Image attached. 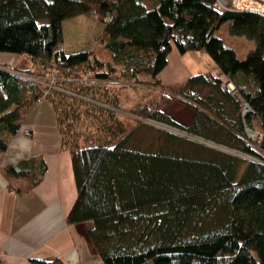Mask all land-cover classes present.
<instances>
[{"label":"trees","instance_id":"trees-1","mask_svg":"<svg viewBox=\"0 0 264 264\" xmlns=\"http://www.w3.org/2000/svg\"><path fill=\"white\" fill-rule=\"evenodd\" d=\"M216 3L0 0V52L20 56L15 65L0 66V154L54 79L45 98L77 187L66 220L88 224L105 264H264V14L220 11ZM88 11L105 24L104 50L66 54L63 21ZM225 23L231 36L255 42L246 58L217 34ZM173 46L209 54L221 74H195L161 89ZM223 75L235 93L222 87ZM138 84L149 89L127 110L130 116L168 123L251 159L163 131L149 145L145 122L128 124L120 113L123 92ZM199 87L214 92L197 96ZM176 97L195 111L188 126L164 114ZM255 125L260 139L248 135ZM46 170L43 156L3 168L20 194Z\"/></svg>","mask_w":264,"mask_h":264},{"label":"crops","instance_id":"crops-1","mask_svg":"<svg viewBox=\"0 0 264 264\" xmlns=\"http://www.w3.org/2000/svg\"><path fill=\"white\" fill-rule=\"evenodd\" d=\"M4 53V52H3ZM0 54L15 65L19 54ZM43 156L47 170L30 191L20 194L3 172L8 164ZM77 196L71 155L61 150V135L52 105L43 100L24 117L8 149L0 154V260L39 264L60 258L63 264H105L88 234L86 222L68 223Z\"/></svg>","mask_w":264,"mask_h":264},{"label":"rangeland","instance_id":"rangeland-1","mask_svg":"<svg viewBox=\"0 0 264 264\" xmlns=\"http://www.w3.org/2000/svg\"><path fill=\"white\" fill-rule=\"evenodd\" d=\"M105 24L99 19L98 15L93 11L83 12L71 17L66 18L63 21V42L60 44V48L64 50L66 54H71L79 51H94L95 54L100 56L102 50H104L99 42V37L103 33ZM217 34L225 38L226 44L234 47L238 56L241 59L246 58L248 52L255 47V42L249 40L243 36H231L228 32V23H225L218 30ZM3 52H0L2 54ZM7 54V53H3ZM0 55V61L6 62L10 59H5ZM212 72L215 75H220L221 71L217 64L213 61L211 56L201 51H189L186 53H180L175 46L169 56V62L167 66L161 71L159 79L162 81L160 86L163 89L164 84L169 86L174 83L184 81L188 77L200 74ZM148 85L138 84L129 86L128 90L123 92L122 95V109L120 113L128 124H137L139 120L145 122V126L148 127L149 137H147L148 144L155 141L156 131L170 132L176 135L187 137L190 140L198 143H204L212 148L231 152L245 159H251L248 155L242 153L240 150L230 148L226 145L220 144L213 140H209L199 135H194L182 130L178 127L172 126L165 122L156 121L153 119H144L137 116H130L127 110L135 105L138 101L143 99L146 92H148ZM195 92L197 96L204 98L208 97L214 91L211 87L196 88ZM151 95H156L154 92ZM174 97V96H173ZM43 100H47L44 98ZM41 100V101H43ZM40 101V102H41ZM246 106H244V113H246ZM194 109L189 105L183 103L179 98H175L172 102L164 107V114L168 121H173L181 126H188L194 116ZM159 122L174 128H164L155 124ZM251 128V127H249ZM255 136L248 131V135L253 139H260L262 137L261 131L257 125L251 128ZM186 133V134H184ZM193 136V137H191ZM205 141V142H204ZM208 142V143H207ZM212 142L214 144H212ZM226 148H224V147Z\"/></svg>","mask_w":264,"mask_h":264},{"label":"built area","instance_id":"built-area-1","mask_svg":"<svg viewBox=\"0 0 264 264\" xmlns=\"http://www.w3.org/2000/svg\"><path fill=\"white\" fill-rule=\"evenodd\" d=\"M229 8L239 9V10H253L264 14V0H217L216 9L223 11ZM92 74V71L86 70L85 72V80H88L89 76ZM222 87L226 90H229L231 93H235L237 90L234 84L226 77L222 76ZM35 81L39 82L38 79L34 78ZM54 79H52L51 83L47 85L42 97L39 101L43 100L45 96L48 95L49 90L54 87ZM247 111L250 110L248 105H245Z\"/></svg>","mask_w":264,"mask_h":264},{"label":"bare ground","instance_id":"bare-ground-1","mask_svg":"<svg viewBox=\"0 0 264 264\" xmlns=\"http://www.w3.org/2000/svg\"><path fill=\"white\" fill-rule=\"evenodd\" d=\"M155 124L156 125H158V126H160V127H164V128H170L171 126H168V125H165V124H162V123H159V122H155ZM171 128H174V127H171ZM247 130L249 131V134H250V132L253 134V136H255V134H254V132H252L251 131V129L249 128V127H247ZM184 134H186V133H184ZM191 137H193V136H191ZM205 142V141H204ZM208 143V142H207ZM212 144H214L213 142H212ZM224 147V146H223ZM224 148H226V147H224Z\"/></svg>","mask_w":264,"mask_h":264}]
</instances>
